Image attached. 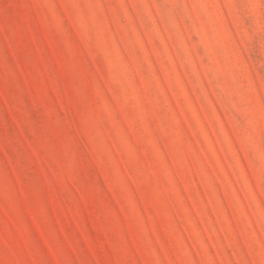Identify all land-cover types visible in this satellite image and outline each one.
Returning a JSON list of instances; mask_svg holds the SVG:
<instances>
[{
	"label": "rangeland",
	"instance_id": "obj_1",
	"mask_svg": "<svg viewBox=\"0 0 264 264\" xmlns=\"http://www.w3.org/2000/svg\"><path fill=\"white\" fill-rule=\"evenodd\" d=\"M0 264H264V0H0Z\"/></svg>",
	"mask_w": 264,
	"mask_h": 264
}]
</instances>
